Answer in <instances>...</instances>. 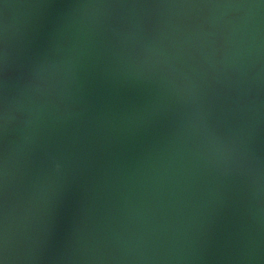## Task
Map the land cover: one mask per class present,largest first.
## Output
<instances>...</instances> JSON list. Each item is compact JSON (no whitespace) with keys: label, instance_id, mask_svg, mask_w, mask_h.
<instances>
[{"label":"water","instance_id":"water-1","mask_svg":"<svg viewBox=\"0 0 264 264\" xmlns=\"http://www.w3.org/2000/svg\"><path fill=\"white\" fill-rule=\"evenodd\" d=\"M0 264H264V0H0Z\"/></svg>","mask_w":264,"mask_h":264}]
</instances>
